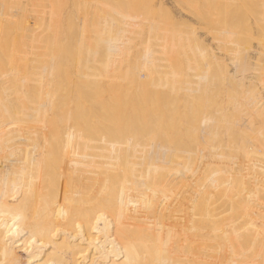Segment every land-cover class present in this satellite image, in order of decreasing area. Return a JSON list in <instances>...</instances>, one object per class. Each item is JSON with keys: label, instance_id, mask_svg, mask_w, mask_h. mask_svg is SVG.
Listing matches in <instances>:
<instances>
[{"label": "bare ground", "instance_id": "1", "mask_svg": "<svg viewBox=\"0 0 264 264\" xmlns=\"http://www.w3.org/2000/svg\"><path fill=\"white\" fill-rule=\"evenodd\" d=\"M43 1L46 2V0ZM49 1L55 6L53 11L56 13L53 16H46L48 12L41 14L40 8L45 6V2L40 4L38 0H30L33 5L31 7L32 12L34 10L39 13V16L42 17L40 20L45 21V23H42L44 29L48 27V30H50L48 33L51 36H56L66 31H63L61 27L67 26L66 29L70 32L66 34L69 35L70 39L71 30L75 32L80 28L78 32L76 31L79 38L82 23L80 21L79 24L77 20L78 23L74 22L73 13L69 15H72L71 18L68 16L73 21L69 20L67 23L68 25L71 23L72 26L74 23L79 24L80 27L76 24L75 31L73 30L74 27L71 29L69 28L71 25H63V20L56 17L63 15L68 6V0ZM75 1L78 4L74 3L76 7L74 9L78 10L77 14L80 15V20L84 17L81 14L83 15L88 7L80 0ZM108 1L115 2L116 0ZM86 2L88 3V0ZM11 3L10 8L12 10L22 11L25 5L22 0H12ZM214 4L212 5L214 6ZM133 5L134 3L126 7L125 5L115 6L116 8L113 9L117 12L118 10L121 12L124 9H129L130 12L134 8ZM60 6L61 8H59ZM45 7L42 8L46 9ZM49 7L52 6L49 4ZM11 9H0V14H6ZM133 11L134 14L132 15H135L136 10ZM109 12L107 15L112 16V21L107 15L104 17L108 19L103 17L98 18V21L95 18V24L98 23L100 26L102 24L104 28L98 29L99 33L95 32V35H92L93 43L90 44L87 41L79 47L74 42L76 40H73L77 39L78 43L80 42L78 38L69 40L67 37L63 39L65 43L68 41L66 43L68 51H74L71 54L58 48L60 42L63 45L65 44L61 38L58 39L61 41H57L58 46L56 45V48L58 49H55V51H52L53 47L51 49V42L50 45L45 44L48 40V34H43L42 31L48 30L41 29V35L36 33L38 39L34 43L33 51L38 55L36 57L39 58L44 53L45 56L43 57L47 59L39 75L42 73L41 75L45 78L54 74L55 77L60 75L58 76L59 79L65 76L68 79L67 81L64 78L60 80L65 81V84L70 83V88L64 85L67 89L66 92L63 91V88V90L60 89L62 86L58 84V81L59 86L56 84L55 92H53L51 90L54 85L48 91L44 88L45 84L44 86L38 84L42 85L44 89L41 88L42 86H39V88L38 85L34 84L37 82L38 77L35 81L33 79L34 83L29 82V77L28 82L31 83L29 90L20 84L17 89L19 94L15 93L17 96L14 93L13 98L11 95L7 96L8 94L5 91L6 96H4L5 93L0 95V128L6 122L15 123L13 127L16 126L15 131L12 126H8L16 132L15 136L11 135L9 138L3 136L0 139V154L3 155L6 151L4 149L11 147L10 143L15 144L14 141H19L18 144L20 142H22L21 144L25 143L27 146V148L21 149L19 147V149L15 148L17 146L14 145L13 150L4 153L0 157V264H264V104L253 97V102L248 105L249 93L263 99V67L258 68L260 64L256 67L254 61L255 64L252 65L251 56L249 55L252 52L243 51L241 55L238 54L237 56L235 74L240 90V99L237 104L240 118L229 117L228 110L223 107L226 103L225 97H222V101L217 103L216 101L219 98L210 95V91L205 90V87L191 83L192 80H195L192 76H190L189 81L186 80V82H189V86H186V92L178 90L181 92L177 93L176 91V94H171V82L177 83L179 79H170L174 75L168 78L170 89L164 87L166 90L159 92L160 89L154 90L153 86L152 88L149 87L151 81L160 82V77L156 75V72L164 71V68L160 70L164 64H160L156 60L157 58L158 60H165L166 58L163 59L159 57L160 55L157 57L156 53L168 56L169 50L174 47V45H167L164 42L165 35H157V39L153 40L155 47L142 48L141 44L140 49L134 48L126 56L128 58L123 64V66L126 65V68L121 71L123 72L122 76L120 74L122 79L116 82L113 79L116 76L110 74L112 82H109V80L105 81V77H99L98 82H96V84L99 83L96 91L92 88V84L95 82L91 83V80L86 79V74H92L88 71L90 68L87 65L88 57L92 58H90L91 61H93V58H96V60L102 59L100 61H103L104 58L111 59L109 56L119 49V44L122 45L121 42L127 44L126 39H132V33L134 32V29L131 31L127 27L125 29V26L121 25L123 23L117 20L120 14L117 15L118 13H113V11L112 13ZM216 13L212 12V16ZM18 15L24 16L19 13ZM36 16H34L35 20L32 15L31 18L35 22L37 21L38 25L40 20H37L39 17ZM125 17L130 18L125 20V24L130 25L132 18ZM215 18L217 17L215 16ZM119 19L122 20L123 18L120 16ZM134 19L136 21V18ZM19 20L24 19L19 17ZM27 20L29 21V19ZM33 20H30V23ZM89 20L91 21V19ZM116 20L119 22L116 23ZM150 22L148 23L151 24ZM10 23L13 24V21ZM32 24H30V28L39 30L38 27L41 24L38 27L36 24H33V26ZM8 26L9 30L12 29L10 28L12 26ZM151 26L153 25L151 24ZM7 28L3 30L9 33ZM23 28H21V31H23ZM60 28L61 31L59 32ZM224 29H222L223 31L217 29V31L222 33L228 31L230 34L228 29L232 30L231 27L226 28L227 30ZM3 30L2 32H4ZM155 30L154 27L152 36L156 35ZM88 31L93 32L91 29ZM7 32L2 34L6 39L5 37L4 40L1 38L3 44L0 41V45L2 44L0 49L7 44L5 40L8 36V39H11L12 35L6 36ZM11 32L13 34V31ZM29 32L27 31L28 34ZM150 33L148 32L147 36ZM222 33H217L214 38L222 42L223 46V43H228L231 39L229 34L226 37L227 33L225 32V35ZM64 35L65 33L62 38L66 37ZM84 36L91 38L90 35ZM27 37L25 36L21 40H29L26 39ZM134 39L132 42H135ZM168 40L173 39L169 37ZM7 41L10 45L9 40ZM72 43L73 45L76 44V46H73L74 48H70ZM27 45L31 44H26V47L30 48ZM132 45L126 46L131 48ZM60 48L64 50L63 47ZM65 49L67 50V48ZM18 50L19 48H17V53ZM120 50L123 51L122 48ZM127 50H129V47ZM0 51H3V54L7 52L6 50L4 52V49ZM20 51L23 52V50H19V53ZM122 51L118 52L121 53ZM9 52L8 55H10ZM30 54H28L29 58H31ZM5 55L3 56H8ZM2 57L0 60H5ZM24 57H27V55ZM168 57L171 59L170 56ZM16 58V60L21 59L18 56ZM10 59L6 60L10 61ZM175 59L172 62L175 64L173 66L177 67L178 61ZM34 60L36 61V59ZM110 61L112 63V60ZM1 62L5 63L4 61ZM19 62L17 63V73H15L18 77L26 78V75L22 77V71L25 69L24 64L21 61ZM32 62L29 63L32 64ZM3 64L0 67L4 68L6 66V64ZM168 64H165L164 67ZM157 65L160 67L159 69L155 67ZM95 67L92 65V68ZM5 69L7 68L5 67ZM229 69L227 67L224 71L225 75H223L224 77L227 75V78L232 79L235 76H233L232 70ZM257 69L259 71L255 74L254 71ZM0 70L3 71L1 68ZM140 71L144 72L143 75ZM169 72L170 70L167 75H172ZM39 75L36 73L35 76ZM180 75L183 78V75ZM162 78L161 80L164 79ZM181 78L180 81L183 82ZM14 79L12 81L15 82L16 79ZM42 79H40L41 82ZM6 80L9 82L10 79L4 81ZM62 81L61 84L63 85ZM164 82L165 80H163ZM15 84L17 85V83ZM85 84L90 85L85 86ZM158 85L160 88V83ZM15 87L13 86L14 89ZM57 87L60 89H58V92ZM84 87H89L86 90L91 91L90 89H92V91L85 92ZM71 88L74 90H71ZM167 89L170 90V94ZM192 101L196 104H192L191 108L198 107V110L188 111V113L181 111V117L186 121L185 124L177 125L176 106L178 104L181 106L188 105ZM191 108L188 110H192ZM10 111H14L12 113L14 115H11ZM210 119L216 121L218 125L209 124ZM196 121H199V123H196ZM226 121L230 122L226 123ZM81 126L85 127V130L80 129ZM5 128L3 127L2 131L0 130V136ZM221 132L223 137L220 135ZM136 186L139 187L138 189L147 186V190L151 189L150 191L155 194L154 196H159L158 193L167 195L170 190H174L173 199L171 202L165 201L166 203L161 200L158 202L157 197L145 200L139 196ZM132 193L138 195V198L141 197L142 200L133 201L131 197H134V195ZM164 197L167 198V196ZM138 201L139 205L147 210H152L157 217L159 216L158 218L170 221L172 224L167 223V225H172L170 227L172 229H169V227L168 230L162 229L159 226L151 228L140 224L139 216H136L138 212L136 206L131 207L134 202ZM162 225L161 227H163ZM141 226L145 230V234H143L145 237H141L139 233L138 229ZM170 234V237H174H172L170 244L175 242L173 244L175 249L168 250L164 242L161 241ZM137 238H142V241L146 240L144 245L136 240ZM144 238L146 239L144 240ZM164 241L170 242V240ZM160 243L165 246L168 253L171 252V255L162 252ZM139 253L143 255L140 256Z\"/></svg>", "mask_w": 264, "mask_h": 264}, {"label": "rangeland", "instance_id": "2", "mask_svg": "<svg viewBox=\"0 0 264 264\" xmlns=\"http://www.w3.org/2000/svg\"><path fill=\"white\" fill-rule=\"evenodd\" d=\"M40 1V4L43 2V4H44V2L45 1H41V0H38V2ZM75 0H68L67 1V4H68V6H67V8L65 9V13L63 12V15L62 16H56L58 19H62L61 21H62V23H63V25H68V23H67V21H73L72 19H69V17L71 18L72 17V15L75 17V18H73V19H75L74 20V22L77 20L78 22H79V24H80V21H81V23L83 24V26H82V24H81V31L79 32L80 34H81V38L79 39L78 38V35L76 34L79 30H80V28L78 29V31L76 32L74 29H75V27H77L79 24H77V26H76V24H75V26H74V24H73V26L71 25V23H70V25H68V26H70L69 28H73V30L75 31V32H73L71 29V38L73 39V38H78V40L80 41V42H78L79 43V45H78V43H77V39H73V40H76V41H74V42H76V44H77V46H82V45H84L85 44V42H87V41H89V43L91 44V43H93L94 42V39H93V37H92V35H95V32H98L99 33V30L98 29H100L101 30V28L103 29L104 28V26L102 27V24H101V26H100V24H98V23H96L95 24V22H96V19L95 18H99V19H101V18H103L104 16H106L107 14H108V11H110L109 13H112V11H113V13L114 12H117V11H115L113 8H116L115 6H124L125 5V7L126 6H128L129 4H133L134 3V8L129 12V9H124V10H122L121 12H120V10H118V14L117 13H115V14H117V15H119L120 14V16H121V18H123L122 20H120L119 19V17H117V15H116V17L118 18L117 20H119L120 21V23H123V24H121V25H124L125 26V29H126V27H127V29L128 30H133L132 32V35H133V37H132V39L131 38H129V39H126V43L127 44H125L124 42H121L122 43V45H124V46H122L121 44H119V49L117 50V51H115L114 53H112L109 57H111V59L109 58L108 60L107 59H103V61H100V60H102V59H100V60H96V58H93V61H91V57L89 56L88 58V62H89V64H88V62H87V65L90 67L89 68V72L90 73H92L91 75H89V73L88 74H86V76H87V80L89 79V80H91L90 82L91 83H93V81L95 82L94 84H96V82H98V78L99 77H105L106 79H105V81H108L109 80V82H112V79H111V75L112 76H116V77H113V79L116 81V82H118V81H120L122 78H120L121 76H122V74H123V72H121L123 69H125L126 68V65L125 66H123V64H125L124 62L126 61V58H128V57H126L129 53H131L132 52V50L134 49V48H141L140 46H141V44H142V48L143 47H150V48H152V47H155V45H154V39L156 40L157 39V35H165L164 36V39H165V43L167 44V45H174V47L171 49V50H169V53H168V56H170V58L171 59H169V57L167 56V55H165V54H162V53H156V55H157V57L159 56V57H161V58H166L165 60H161V59H159L158 60V58H157V60L156 61H158V63L160 62V64L162 63V64H164L163 65V67H162V69H160V70H163V68H164V71H161L163 74H159V73H161V72H156V75L158 76L159 75V77H160V88H159V83H157V82H154V81H151L150 83H149V87L150 88H152V86H153V89L154 90H158V89H160L159 90V92H161V90H163L164 91V89L165 88H169V83H168V78H170L171 76H173V78H170V79H174V80H177L178 78V80H177V83H175V82H171V85H172V89H170L171 90V94H176L175 92L177 91V93L178 92H186L187 91V87L186 86H189V82H186V80L187 81H189L190 79L189 78H191L190 76H192V77H194V79L195 80H192L191 81V83H193V85L194 84H199V86L201 87H205V90H207V91H210L209 92V94L210 95H213V97H216V98H219V100H217L216 102L218 103L219 101H222V97H225V101H226V103H225V105H223V107H225L228 111H227V113L229 114V117H238V118H240L239 116H238V114H239V109L237 108L238 106H237V104H238V102H239V99H240V90H239V84L237 83V76H236V74H235V69L237 68V56H238V54L239 55H241V53H243V51L244 52H248V53H251V54H249L250 56H251V58H250V61H251V63H252V65H254L255 63L254 62H256V67H258V65H259V67L258 68H260V67H263L262 69L264 70V36L262 37L261 35H264V11H263V9H264V0L262 1V0H250V2H249V0H122V1H120V0H116L115 2H109L108 0H104V1H102V0H88V3L86 2L87 0H80V1H82L81 3H83L85 6H87L88 7V9L86 10V12L88 11L89 13H84L83 15L81 14V16H84V17H82V19H80L79 20V17H80V15H78L77 13H78V10H76V9H74V7H75V4H78V3H76L77 1H75ZM119 1V2H118ZM130 1H132V2H130ZM225 1H226V4H225ZM231 1V2H230ZM233 1H234V3H233ZM256 1V2H255ZM0 9H2V10H6V9H11L10 8V6H11V2H12V0H0ZM22 2L23 3H25V5H24V8L23 9H25V10H23L22 9V11H20V10H15V9H11V10H9L6 14H0V41H2V39L5 37H3V35L2 34H6V32H5V28H7V26L9 25V26H12V27H10V28H12V29H10L11 31H13V34H12V32L9 30V33L6 35V36H8V35H12L10 38L11 39H8L9 38V36H8V38H7V40H9V42H10V45L8 44V41L7 40H5V43H7L11 48L9 49V47H8V45L6 44L5 46H2V47H4V48H2V49H0V50H3L4 49V52H5V50L7 51V52H5L4 54H3V51H0V58L3 56V55H8V52L10 53V55H8L9 56V58H8V56H6V57H2V59L4 58L5 60H0V62L1 61H4L5 63L4 64H6V61L8 62L7 64H6V68L7 69H5V70H7V71H5L4 70V68H2V67H0L1 69H3V71L2 70H0V95L2 94V95H4V93H5V95L4 96H10L11 95V97L13 98V93L15 94H19V90H17L18 89V86L21 84V85H24V87H26V89L27 90H29V87L31 86V83H34V81L37 79V77H38V80H40V79H44L45 77H43V75H39V73H40V71L42 70V67L44 66V63H45V61H47V59H46V57H45V59H44V57L43 56H45V54L44 53H42L40 56H39V58L38 57H36V56H38V55H36L35 53H34V43H36V39H38V37L36 38V33L37 34H40L41 35V32L40 31H42L41 29H43L44 31L45 30H48L49 28L48 27H46L47 29H44V24H42V23H45V21H43V19L42 20H40L42 17H41V15L39 16V13H36L34 10H33V12H32V4H31V2H30V0H22ZM37 2V3H38ZM71 2V3H70ZM107 2H108V4H107ZM124 4H123V3ZM136 2H137V4H136ZM143 2V4H141ZM228 2V3H227ZM8 3V4H7ZM46 4H44L45 6H42V7H45L46 9H43L42 7L40 8V11H42V13L41 14H45V13H47L46 14V16H53V15H55V13L56 12H54L53 10H55L54 8H55V6L52 4V2L51 1H47L46 0V2H45ZM75 3V4H74ZM115 3V4H114ZM117 3V4H116ZM215 3V4H214ZM31 4V5H30ZM49 4L52 6L51 8L49 7ZM92 6H91V5ZM114 4V5H113ZM212 4H214V6H215V9H214V6L212 5ZM222 4V5H221ZM223 4H224V6H223ZM232 4V5H231ZM244 4H248V5H244ZM251 4H252V6H251ZM255 4V5H254ZM138 5V6H137ZM210 5H212V6H210ZM226 5V6H225ZM234 5V6H233ZM237 5V6H236ZM240 5V6H239ZM5 6V7H4ZM58 6V5H57ZM77 6V5H76ZM100 6V7H99ZM108 6V7H107ZM137 6V7H136ZM219 6V7H218ZM249 6V7H248ZM251 6V7H250ZM4 7V8H3ZM8 7V8H7ZM62 7H63V5H62ZM139 7V8H138ZM141 7V8H140ZM220 7H222V8H220ZM234 8V10H233V8ZM236 7V8H235ZM59 8H61V6L59 7ZM76 8V7H75ZM104 8H105V10H104ZM108 8V9H107ZM135 8H137L138 10L140 9V11H138L137 9H135ZM144 8V9H143ZM211 8V9H210ZM243 8V9H242ZM245 8V9H244ZM29 11H28V10ZM107 9V10H106ZM212 9H214V10H212ZM228 9H229V11H228ZM239 9V10H238ZM43 10H45V11H43ZM133 10H136L135 11V15H132V14H134V11ZM144 10V11H143ZM212 10V11H211ZM219 12H218V11ZM226 10V11H225ZM30 13V17H29V13ZM31 11V12H30ZM125 11H127V12H129V13H126ZM146 11V12H145ZM35 12V13H34ZM69 12V13H68ZM93 12V13H92ZM105 12H107V13H105ZM139 12V13H138ZM144 12H145V14H144ZM208 12H210V13H208ZM212 12L213 13H215V12H217L216 13V15L214 14L213 16H212ZM226 12V13H225ZM17 13V14H16ZM18 13L19 14H22V15H24L23 17H21L20 15H18ZM71 13H73L71 16H69ZM125 14V16H128V17H131L132 19L130 20V25H127V24H125V20L127 19L125 16H124V14ZM131 13V14H130ZM143 13V14H142ZM240 13V14H239ZM250 13V14H249ZM15 14V15H14ZM89 14V15H88ZM92 14H94V15H92ZM123 14V15H122ZM130 14V15H129ZM209 14V15H208ZM223 14H225V15H223ZM239 14V15H238ZM243 14V15H242ZM248 16H247V15ZM28 15V16H27ZM31 15H32V17H33V19L35 20L36 18H34V16H36V15H38V16H36V17H39V18H37V20H40L38 23V25H37V21L35 22L32 18H31ZM34 15V16H33ZM77 15H78V18H77ZM92 15V16H91ZM133 17H132V16ZM139 15V16H138ZM148 15V16H147ZM211 15V16H210ZM227 15V16H226ZM236 15V16H235ZM252 15V16H251ZM18 16V17H17ZM26 16H27V19H29V21L27 22L26 20H25V18H26ZM69 16V17H68ZM98 16V17H97ZM108 16V15H107ZM124 16V17H123ZM135 16V17H134ZM138 18H137V17ZM215 16L217 17V18H215ZM19 17H20V19L21 18H23L24 20H19ZM29 17V18H28ZM90 17V18H89ZM110 17V18H109ZM209 17V18H208ZM210 17H212V18H210ZM242 17V18H241ZM81 18V17H80ZM111 19V21H112V16H108V18L107 17H104V19ZM125 18V19H124ZM134 18H136V21H135V19ZM140 18V19H139ZM144 18V19H143ZM213 18H215V19H213ZM225 18V19H224ZM234 18V19H233ZM239 18H240V20H242V21H240L239 20ZM251 18V19H250ZM262 18V19H261ZM89 19H91V21L89 20ZM99 19H98V21H99ZM128 19H130V18H128ZM127 19V20H128ZM134 19V20H133ZM223 19V20H222ZM6 20H7V22H6ZM30 20H33L31 23H30ZM103 20V19H102ZM116 20V21H117ZM133 20V21H132ZM238 20H239V22H238ZM5 21V22H4ZM13 21V24L12 23H10V22H12ZM20 22V24H19V22ZM24 21V22H23ZM25 21H26V23H25ZM115 21V22H116ZM119 21H117L116 23H118ZM132 21V22H131ZM151 21V22H150ZM152 21H153V23H152ZM224 21H225V23L227 24V26H226V24L224 23ZM230 21H231V23H230ZM232 21H233V23H232ZM244 21V22H243ZM21 22H23V24H25V25H23V24H21ZM34 22V23H33ZM91 22V23H90ZM148 22H150L153 26H151V24H149ZM251 22V23H250ZM15 23V24H14ZM36 24L37 25V27L40 25V27H38L39 28V30L38 29H36L35 27H36V25H34L35 27H33V28H35V29H32V27L30 28V24ZM119 23V24H120ZM244 23V24H243ZM263 23V24H262ZM8 24V25H7ZM11 24V25H10ZM27 24V25H26ZM29 24V25H28ZM33 24H32V26H33ZM134 24V25H133ZM214 24H215V26H214ZM230 24H233V25H230ZM237 24H239L238 26H237ZM240 24H241V26H240ZM248 24H249V26H248ZM261 24V25H260ZM4 25H6V27H4ZM13 25H14V27H13ZM132 25V26H131ZM146 25V26H145ZM155 25V26H154ZM222 25H223V28H225L224 30H227L226 28H232V30L231 29H228L229 31H230V34H229V32L228 31H224V33H222V32H219L220 30L221 31H223L222 29ZM245 25V26H244ZM251 25V26H250ZM260 25V26H259ZM8 26V27H9ZM27 26H29L28 28H26ZM91 26V27H90ZM152 28H151V27ZM212 26V27H211ZM226 26V27H225ZM20 29H19V28ZM24 27V28H23ZM42 27V28H41ZM65 27V28H64ZM64 27H61L62 28V30L64 31V30H66V31H64V33H65V35H66V37L64 38H62V36H63V31H62V33L63 34H59V35H56V36H51V34L50 33H48V32H50V30H48V31H45V32H43L42 31V33L43 34H48V40L45 42V44H47V45H50L51 43V49H52V47H53V49H52V51L54 50L55 51V49H60V50H62V51H68L69 49H68V46H66V43L68 42L67 40V42L65 43V40H63V39H66L67 37H68V39H69V35H67L66 33H69L68 31H67V29H66V27L67 26H64ZM79 27H80V25H79ZM154 27H155V32H156V35H154V36H152L153 35V32H154ZM161 27V28H160ZM215 27V28H214ZM235 27V29H233ZM258 27V28H257ZM21 28H23V31H21ZM30 28V29H29ZM61 28L59 29V32L61 31ZM69 28H68V30H69ZM91 29L93 32H91V31H88L89 29ZM145 28V29H144ZM151 28V29H150ZM214 28V29H213ZM252 28V29H251ZM260 28V29H259ZM3 29H5V30H3ZM27 29H29V30H27ZM31 29H32V32H31ZM153 29V30H152ZM217 29H219V31H217ZM249 29V30H248ZM2 30L4 31V32H2ZM152 32H151V31ZM235 30V31H234ZM244 30V31H243ZM247 30V31H246ZM255 30V31H254ZM259 30V31H258ZM15 31H16V33H15ZM26 33H25V32ZM27 31L29 32V34L27 33ZM34 31V32H33ZM213 31H215V32H213ZM234 31V32H233ZM249 31H251V32H249ZM21 32H23V33H21ZM40 32V33H39ZM105 32V31H104ZM108 32H110V31H108ZM137 32V33H136ZM141 32V33H140ZM150 33L148 36H147V33ZM211 32V33H210ZM227 34H226V33ZM241 32V33H240ZM260 32V33H259ZM73 33H75V35H73L72 36V34ZM134 33H136V34H134ZM139 33V34H138ZM159 33V34H158ZM163 33V34H162ZM213 33H215V34H213ZM217 33H222V34H226V37L228 36V34H229V36H230V39L232 40H229L228 41V43L226 42V43H223V46H222V42H220L217 38H214V36H217ZM234 33V34H233ZM21 34V35H20ZM29 35L28 37H32V38H28L27 37V35ZM31 34H35V35H31ZM155 34V33H154ZM19 35V37L17 38V36ZM61 35V36H60ZM64 35V36H65ZM84 35H90L91 36V38H87V37H85ZM131 35V36H132ZM142 35V36H141ZM219 35V34H218ZM232 35V36H231ZM249 35H250V37H249ZM21 36V37H20ZM25 36L27 37L26 39H29V40H27L28 41V43H27V41L25 40V39H23V40H21V38H25ZM53 38L54 37V39H52L51 37ZM74 36H77V37H74ZM134 36H135V39H134ZM137 36V37H136ZM144 36V37H143ZM235 36V37H234ZM236 36H238V37H236ZM241 36V37H240ZM248 36V37H247ZM13 37V38H12ZM46 37V38H47ZM162 37V36H161ZM169 37H170V39L172 38L173 40H168L169 39ZM240 37V38H239ZM2 38V39H1ZM35 38V39H34ZM50 38V39H49ZM59 38H61L62 39V41H64L63 43H65L64 45L60 42L59 44H60V47H63L64 48V50L62 49V48H60V47H58V48H56L57 46H58V43H57V41L59 42V41H61V40H58ZM69 39V40H72V39ZM236 38V39H235ZM245 38V39H244ZM5 39H6V37H5ZM19 39V40H18ZM33 40V41H31V40ZM93 39V40H92ZM131 39V43L129 42V40ZM133 39L135 40V42H132L133 41ZM137 39V40H136ZM142 39V40H141ZM152 39V41H150ZM4 40V39H3ZM12 42H11V41ZM50 40V41H49ZM140 40H141V42H140ZM240 40V41H239ZM18 41V42H17ZM23 42V44H25V42H26V44H31V45H27V46H30V48H28V47H26V44H25V46H23V44H21V42ZM53 41V42H52ZM128 41V42H127ZM162 41V42H163ZM20 42V43H19ZM32 42V43H31ZM51 42V43H50ZM70 42V41H69ZM71 42H73V41H71ZM171 42V43H170ZM2 44H3V41L1 42ZM4 43V44H5ZM20 45H19V44ZM135 43V44H134ZM140 43V44H139ZM174 43V44H173ZM220 43V44H219ZM248 43V44H247ZM1 44V45H2ZM12 44V45H11ZM19 45V47H17L18 45ZM76 44L74 43V45L76 46ZM130 44V46L132 45V44H134V45H132V49L130 48V46H126V45H129ZM149 44V45H148ZM240 44V45H239ZM0 45V46H1ZM15 45H16V47H15ZM57 45V46H56ZM68 45V44H67ZM69 45H71V44H69ZM73 43H72V46H70V48L72 47V48H74L73 46ZM139 45V46H138ZM230 45V46H229ZM243 45V46H242ZM248 45V46H247ZM258 45V46H257ZM120 46H121V48L123 49V51L122 50H120L121 48H120ZM8 49H6V48ZM50 47V46H49ZM123 47H125V48H123ZM129 47V50H127V48ZM1 48V47H0ZM17 48H19V50H23V52H21L20 51V53H21V55H20V53H19V50H18V53H17ZM65 48H67V50L65 49ZM147 48V49H148ZM241 48V49H240ZM25 49V50H24ZM76 49H78V47H76ZM75 49V50H76ZM144 49H146V48H144ZM26 50H28V51H26ZM32 52V54H30L31 52ZM25 51V52H24ZM77 51V50H76ZM120 51H122L121 53H119ZM125 51V52H124ZM225 51H227V52H225ZM242 51V52H241ZM258 52V55H257V52ZM2 52V53H1ZM16 52V53H15ZM28 52H30V53H28ZM70 54H71V52H73L74 53V51H68ZM118 52V53H117ZM229 52V53H228ZM254 52V53H253ZM24 53V54H23ZM26 53H28V54H30L31 55V58H29L30 56L28 55V54H26ZM34 53V54H33ZM66 53V52H65ZM1 54H2V56H1ZM16 54H17V56H18V58H21V59H23V60H21V59H18L19 61H21V62H23V64H24V70L22 71V77H24L25 75H26V78L24 77V78H21V77H18L17 76V66H18V64L17 63H20L18 60H16L17 58V56H16ZM68 54V53H67ZM21 57H20V56ZM27 55V57H24V56H26ZM164 55V56H163ZM33 56H35V57H33ZM165 56H167V57H165ZM174 56V57H173ZM230 56V57H229ZM32 57H33V60H32ZM41 57V58H40ZM175 57H176V59H177V61H178V64H177V67L176 66H173V65H175L173 62H174V59H175ZM11 58V59H10ZM16 58V59H15ZM26 58H27V60H26ZM30 60H29V59ZM91 58V59H90ZM153 58H155L154 56H153ZM6 59H10V61L9 60H6ZM34 59H36V61L34 60ZM42 59V60H41ZM74 59V58H73ZM98 59V58H97ZM167 59H169V60H167ZM175 59V60H176ZM15 60V61H14ZM90 60V61H89ZM110 60H112V63H110L111 61ZM258 60V61H257ZM260 60V61H259ZM28 61V62H27ZM32 61H34V62H32ZM38 61H41V62H38ZM98 61H100V62H98ZM173 61V62H172ZM177 61H175V62H177ZM254 61V62H253ZM26 64H25V63ZM29 62H32V64H30ZM37 62H38V64H37ZM92 62H94V63H92ZM108 62V63H107ZM118 62V63H117ZM34 63V64H33ZM41 63V64H40ZM70 63V62H69ZM74 63V62H73ZM168 63H170V64H168ZM171 63H172V65H171ZM3 64V62H1V64H0V66ZM3 64V65H4ZM110 64V65H109ZM111 64H113V65H111ZM121 64V65H120ZM165 64L167 65L168 64V66H166V67H164L165 66ZM15 67H14V66ZM38 65H40V66H38ZM73 65V64H72ZM92 65L95 67V65H96V67L99 69V70H96L97 68L95 67V68H92ZM104 65V66H103ZM28 66H29V68H28ZM117 66V67H116ZM161 66V65H160ZM255 66H253V67H255ZM32 67V69L30 70V68ZM33 67H35L36 69H34ZM72 67V66H71ZM103 67V68H102ZM155 67H158V65L157 66H155ZM176 67V68H175ZM227 67H229L230 69L229 70H232V72H233V76H235V77H233L232 79L230 78H227L226 76L224 77V71H225V69L227 68ZM102 68V69H101ZM160 67H158V69H159ZM175 68V69H174ZM29 69V70H28ZM64 69V68H63ZM167 70V72L170 70V72L169 73H172V75L171 74H169V75H167V72H166V70ZM171 69H173L174 70V72H173V70H171ZM261 69V68H260ZM16 70V71H15ZM34 70H37V71H34ZM83 70V69H82ZM103 70V71H102ZM5 71V72H4ZM29 71H30V73H29ZM178 71V72H177ZM182 71V72H181ZM258 69L256 70V71H254V73L256 72V73H258ZM7 72V73H6ZM13 72V73H12ZM16 72V73H15ZM24 72V73H23ZM28 72V73H27ZM97 74H96V73ZM99 72V73H98ZM263 72V71H262ZM15 73V74H14ZM32 73H34V74H32ZM36 73L39 75V76H35L36 75ZM63 73V72H62ZM93 73H95V74H93ZM140 73L143 75V73L144 72H142V71H140ZM166 73V74H165ZM255 73V74H256ZM63 74H65V73H63ZM62 74V76H64ZM99 74V75H98ZM111 74V75H110ZM120 74H121V76H120ZM180 74H182L183 75V78H181V75ZM185 74V75H184ZM224 74V75H223ZM14 75V76H13ZM16 75V76H15ZM55 75V74H54ZM54 75H50L49 77H46L44 80L42 79V82H41V80L40 81H38V80H36L37 82L36 83H34L35 85H38V84H42L43 86H44V84H45V86H44V88H45V90L47 89L48 91L52 88V86H53V89L51 90V91H53V92H55V86H56V84L58 83V84H60V86H62L60 89H62L64 92H66L67 91V89H65V87L66 86H68V88H70L69 87V85H70V83L68 84V83H66L65 84V81H62L63 79L62 78H64L66 81L68 80V79H66L65 78V76L64 77H62V78H60V79H62V80H60L59 79V77L58 76H60V75H56V77L54 76ZM68 75H70V74H68ZM68 75H66V76H68ZM94 75H95V77H94ZM101 75V76H100ZM106 75V76H105ZM107 75H109V77H107ZM6 76V77H5ZM27 76H28V78H27ZM41 76H42V78H41ZM54 76V78H52ZM162 76H164L163 78H162ZM168 76V77H167ZM185 76V77H184ZM10 77V78H9ZM29 77H30V80H29V82H31V83H29L28 82V79H29ZM118 77V78H117ZM254 78H255V76H253ZM252 77V78H253ZM13 78H15L16 79V81L14 82V81H12V79ZM40 78V79H39ZM48 78V79H47ZM59 79V80H56V79ZM161 78L163 79V80H165V82L163 83V80H161ZM180 78L183 80V82L182 81H180ZM253 78V79H254ZM5 79H10L9 80V82H8V80H6V81H4ZM14 79V80H15ZM18 79V80H17ZM33 79H34V81H33ZM52 79H54L53 81H52ZM94 79V80H93ZM96 79V80H95ZM98 79V80H97ZM144 80V79H143ZM26 81V82H25ZM46 81H48V82H46ZM58 81V82H57ZM61 81H62V83H64L63 85L61 84ZM167 81V82H166ZM185 81V82H184ZM254 81H255V79H254ZM4 82H5V84H4ZM10 82H12V84L14 83H17V85H16V87H15V85L13 84V86L15 87V89L13 88V86H12V84H10L9 85V83ZM39 82V83H38ZM44 82H46V83H44ZM69 82V81H68ZM114 82V81H113ZM181 82V83H180ZM248 82V81H247ZM47 83H50L49 85L47 84ZM90 83V84H91ZM154 83V84H153ZM155 83H156V85H155ZM165 83H167V84H165ZM52 84V85H51ZM57 84V86H59ZM89 84V85H90ZM94 84H92L93 86H92V88H94V89H96V87H97V85L99 84H96V85H94ZM153 84V85H152ZM163 84H164V86H163ZM181 84V85H180ZM8 86V87H6V86ZM26 85V86H25ZM29 85V86H28ZM42 85H38V87L40 86H42ZM64 85H66V86H64ZM86 85H88V84H85V86ZM88 85V86H89ZM166 85V86H165ZM178 85V86H177ZM5 86V87H4ZM28 86V87H27ZM43 86L41 87L42 89H44L43 88ZM51 86V87H50ZM100 86H102V85H100ZM157 86V87H156ZM181 86V87H180ZM199 86H198V88H199ZM10 87V88H9ZM39 87V88H40ZM165 87V88H164ZM6 88H8V89H6ZM89 87H84V89H85V92L87 91V92H91L92 91V89H90L91 91H88V90H86V89H88ZM90 88H91V86H90ZM182 88H185V89H182ZM2 89V90H1ZM9 89H11V90H9ZM14 89V90H13ZM41 89V90H42ZM58 87L56 88V90H57V92H58ZM59 89V90H60ZM73 88H71V90H72ZM108 89V88H107ZM142 89H146V88H142ZM149 89V88H148ZM169 89H167V92L170 94V90ZM174 89V90H173ZM11 91L10 93H9V91ZM30 90H31V88H30ZM66 90V91H65ZM68 90H70V89H68ZM74 90V89H73ZM105 91H106V89H104ZM152 90V89H151ZM153 90V91H154ZM166 90V89H165ZM178 90H181V91H178ZM184 90V91H183ZM5 91V92H4ZM8 91V92H7ZM14 91V92H13ZM25 91V90H24ZM63 91H60V92H63ZM95 91V90H94ZM96 91H97V89H96ZM102 91V90H101ZM144 91V90H143ZM149 91V90H148ZM162 91V92H163ZM174 91V92H173ZM18 92V93H17ZM154 92H158V91H154ZM94 93V92H93ZM164 93V92H163ZM15 94V95H16ZM16 95V96H17ZM253 97H255L257 100H259V101H261L263 104H264V90L262 91V98L263 99H260V98H258V97H256V96H253V95H251L250 93L248 94V99H249V101H248V105H250V103H252L253 102ZM220 103V102H219ZM192 104H196L194 101H192V102H190L188 105H184V106H181L180 104H178L176 107H177V114H176V124L177 125H180V124H185V121H186V119H183L182 117H181V114H182V112L181 111H186V113H188V111L190 112V111H196V110H198V107L197 108H195V109H192L191 108V105ZM189 108H191L192 110H188ZM10 113H11V115H14V114H12V113H14V111L13 112H11L10 111ZM209 117H210V114L208 115ZM228 122H230V121H226V123H228ZM196 123H199V121H196ZM208 123L209 124H213V125H218V123L216 122V121H213V120H211L210 119V121H208ZM7 126H6V125ZM5 124H3V126H2V128L4 127L5 128V126H6V128H5V131L3 130V133L1 134V138L0 139H2L3 138V136H4V138L6 137V138H9V137H11V135L12 136H15V134H16V132H14L15 131V127H13V125H15V123H5ZM10 124V125H9ZM5 125V126H4ZM8 126H12L13 127V129H14V131H13V129L12 128H10V127H8ZM7 127H8V130H7ZM2 128H0V130L2 131ZM85 127H83V126H81V128L80 129H82V130H85L84 129ZM7 130V131H6ZM12 130V131H11ZM11 131V132H10ZM221 131H222V129H221ZM4 132H9V133H5L4 134ZM86 132H87V129H86ZM14 133V134H13ZM222 133V132H221ZM10 135V136H9ZM221 135V137H223L222 135H223V133L222 134H220ZM8 136V137H7ZM222 139V138H221ZM5 140H7V139H5ZM14 143L15 144H13V142L12 143H10V146L11 147H9V148H5L4 150H6L4 153L6 154V153H8L10 150H13V147H14V145H16L17 147H15V148H21V149H24V148H27V146H26V144L25 143H23V144H21L22 142H20V144H18L19 143V141L17 142V141H14ZM18 144V145H17ZM21 146H23V147H21ZM26 146V147H25ZM10 148H12V149H10ZM19 148V149H20ZM216 148V147H215ZM8 149V150H7ZM4 153H3V155H4ZM2 154H0V157H2L1 156ZM130 182V181H129ZM132 184H135V183H132ZM131 184V185H132ZM135 186V185H134ZM133 186V187H134ZM137 187V186H136ZM139 187H137L136 188V191L138 190V192H139V196H141L143 199H145V200H148L149 198L151 199L152 197L154 198H156V200L159 202L160 200L161 201H163L164 203H166V202H171V200L173 199V192H174V190H170L169 191V193L171 194L170 196L168 195L169 193H167V195H165V194H162V193H158V194H160L159 196H161L160 198H159V196H154L155 194H153V192L152 191H150L151 189H149V191L147 190L148 189V187L147 186H142V188L140 187V189H138ZM146 188V189H145ZM171 188V187H170ZM143 189V190H142ZM147 192H146V191ZM137 192V193H138ZM142 192V193H141ZM146 195H145V194ZM133 195H134V197L132 196L131 198L133 199V201H135V200H138V199H141L142 200V198L140 197V198H138L137 196L138 195H136V194H134V193H132ZM143 195V196H142ZM145 195V196H144ZM167 196V198L168 197H170V198H166V197H164V196ZM164 197V198H163ZM159 198V199H158ZM163 200H162V199ZM167 199V200H166ZM166 201V202H165ZM162 202V203H163ZM139 203V201L138 202H134L133 203V205H131V207L132 208H134L135 206H136V209H137V215L136 216H139L138 217V220L140 221V224H143V225H146L147 227L149 226V227H151V228H153V226H159L160 228H162V229H167L168 230V227H169V229H172V228H170V227H172V225L171 226H169L170 225V221H167V220H165L164 218L162 219V218H158L157 217V215H155V213H153V211L152 210H147L146 208H144L142 205H139L138 204ZM137 206H138V208H137ZM142 206V207H141ZM142 211V212H141ZM145 213V214H144ZM140 214H141V216H140ZM152 218V219H151ZM143 220V221H142ZM145 220V221H144ZM156 220V221H155ZM166 221V223H164L165 221ZM159 221V222H158ZM144 222V223H143ZM154 222V223H153ZM159 223V224H157V223ZM162 223H163V225H162ZM167 223L169 224V225H167ZM155 224V225H154ZM166 224V225H165ZM172 224V223H171ZM161 225L163 226V227H161ZM167 226V227H166ZM143 228V226H141L138 230H139V233H140V235H141V237H143L144 235L143 234H145V230H143L142 229ZM140 229H141V231L143 232H141L140 231ZM142 233V234H141ZM171 236V234L170 235H167V238H165V239H163V241H161V242H164V244H165V246H166V249H168V250H170V249H173L175 246H173V244L175 243V242H172V244H170L171 243V240H172V237H170ZM145 237V236H144ZM174 238V237H173ZM140 239V240H139ZM146 238H144V240H145ZM136 240H138L142 245H144V243H145V241H142V238H137ZM164 240H170V242H166V241H164ZM166 242V243H165ZM160 245H161V249H162V252L164 251V253H168V250H166L165 249V246L162 244V243H160ZM172 245V246H171ZM162 246H163V248H162ZM175 249V248H174ZM144 250V249H143ZM166 250V251H165ZM140 252V251H139ZM170 252V251H169ZM173 252V251H172ZM166 253V254H167ZM171 253V252H170ZM170 253H168V255L170 254ZM174 253V252H173ZM140 254V253H139ZM143 254H140V256H142ZM171 255V254H170ZM173 256V255H172ZM146 257V256H145ZM139 258H142V257H139ZM145 259V258H144Z\"/></svg>", "mask_w": 264, "mask_h": 264}]
</instances>
